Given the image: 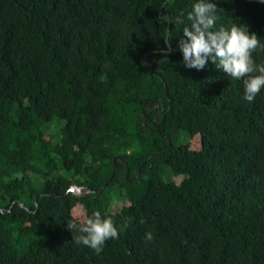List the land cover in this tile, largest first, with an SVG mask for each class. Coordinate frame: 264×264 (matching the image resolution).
<instances>
[{"label": "trees", "instance_id": "obj_1", "mask_svg": "<svg viewBox=\"0 0 264 264\" xmlns=\"http://www.w3.org/2000/svg\"><path fill=\"white\" fill-rule=\"evenodd\" d=\"M192 3L0 0V264H264V89L184 66ZM214 3L264 64V3ZM94 210L118 229L99 253L66 226Z\"/></svg>", "mask_w": 264, "mask_h": 264}, {"label": "clouds", "instance_id": "obj_2", "mask_svg": "<svg viewBox=\"0 0 264 264\" xmlns=\"http://www.w3.org/2000/svg\"><path fill=\"white\" fill-rule=\"evenodd\" d=\"M264 3V0H260ZM189 23L185 24L182 13L177 23L184 25L177 47L182 53L183 64L187 68L200 70L209 62L221 70L225 76L243 81V99L251 102L264 89V64H256L251 56L260 45L257 35L249 32L243 23L229 27H216L217 5L214 0H193L186 13ZM171 43V40L166 41ZM67 228L77 235L73 240L102 251L105 241L118 238V229L111 217L94 210L82 222L69 220ZM144 238L151 240L152 234L146 232Z\"/></svg>", "mask_w": 264, "mask_h": 264}, {"label": "water", "instance_id": "obj_3", "mask_svg": "<svg viewBox=\"0 0 264 264\" xmlns=\"http://www.w3.org/2000/svg\"><path fill=\"white\" fill-rule=\"evenodd\" d=\"M148 63H149L152 67L154 66L153 63H150V62H148ZM158 105H159V101L157 102V104H156V106H155L154 108H156ZM143 112H144L145 115H146V110H145V108L143 109ZM145 118H146V116H145ZM171 146H172V144H171V142H170L169 149L171 148ZM118 158H119L121 161H124V162L126 163V161L124 160V158H123L122 156H116V157H114V164H115V166H114V170H113L111 176L109 177V179L104 183L103 187H104V186L107 184V182H109V181L112 179V177L114 176V173H115V171H116V169H117V161H118ZM126 177H127V179H129L128 170H127ZM69 190L72 191V192L74 193V195H76V196H78V195H82V196H83V195L88 194V193H90V192L93 191L91 188H89V187H87V186H85V185H77V184L72 185V186L69 188ZM37 199H38V197H36V199H35L36 202H37Z\"/></svg>", "mask_w": 264, "mask_h": 264}, {"label": "rangeland", "instance_id": "obj_4", "mask_svg": "<svg viewBox=\"0 0 264 264\" xmlns=\"http://www.w3.org/2000/svg\"><path fill=\"white\" fill-rule=\"evenodd\" d=\"M53 127V125H49V130H51V128ZM192 145L194 146V147H197V148H199V145H200V139L198 138V137H195V139H193V141H192ZM164 177H165V179H172V178H174V176L173 175H171V172H169V171H166V173H165V175H164ZM178 178H180V177H177V179ZM176 179V180H177ZM181 179V178H180ZM179 179V180H180ZM178 181V180H177ZM124 202H118V201H115L112 205H111V209L112 210H116L118 207H120V205L121 204H123ZM83 211H84V209H83V206H81V205H78V207L76 208V210H75V214H77V215H79V216H82L83 215Z\"/></svg>", "mask_w": 264, "mask_h": 264}]
</instances>
